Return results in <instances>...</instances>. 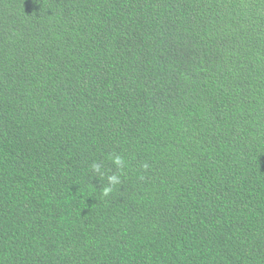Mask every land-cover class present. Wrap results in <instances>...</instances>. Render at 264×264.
<instances>
[{"label": "trees", "instance_id": "trees-1", "mask_svg": "<svg viewBox=\"0 0 264 264\" xmlns=\"http://www.w3.org/2000/svg\"><path fill=\"white\" fill-rule=\"evenodd\" d=\"M0 264H264V0H0Z\"/></svg>", "mask_w": 264, "mask_h": 264}, {"label": "clouds", "instance_id": "clouds-1", "mask_svg": "<svg viewBox=\"0 0 264 264\" xmlns=\"http://www.w3.org/2000/svg\"><path fill=\"white\" fill-rule=\"evenodd\" d=\"M112 162L118 169H123V167L125 166V161H124L123 157L120 156V155L114 156ZM145 167H147V165H145ZM91 170L94 173H100L101 172L100 165L97 164V163H93L91 165ZM107 180H108L109 187H106L104 189V194L105 195H107L111 191V186L112 185H116V184L120 183V179H119L118 175H110V176L107 177Z\"/></svg>", "mask_w": 264, "mask_h": 264}]
</instances>
